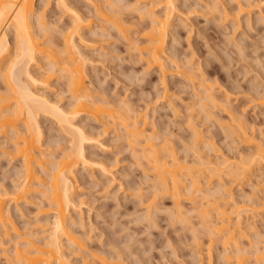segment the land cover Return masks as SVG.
<instances>
[{
  "label": "rangeland",
  "instance_id": "obj_1",
  "mask_svg": "<svg viewBox=\"0 0 264 264\" xmlns=\"http://www.w3.org/2000/svg\"><path fill=\"white\" fill-rule=\"evenodd\" d=\"M48 1L36 0L35 11L44 10L45 20L50 30H47L49 33L46 37L49 41L55 42L53 46L59 49L63 45L61 38L64 35L62 33L67 32V29L70 30L69 24L72 20L70 13L68 15L62 7L57 6L56 0ZM101 1L98 2L101 5L105 3L103 5L105 9H108V6L116 12L120 9L117 14L121 16L122 24L128 27L127 34H122L123 31L118 32L109 20L106 18L103 20L98 15L102 22L104 21V25L101 23V19L96 15V1H70L85 16L89 15L88 17L92 18L91 25L86 29L87 31L85 30V34L74 37H77L76 41L84 37L82 49L89 57V60L84 63L85 84L89 87L93 100H107V104L115 107L123 104L119 108L120 111L132 113L135 116L134 119H138L140 124L146 121V125L142 124L140 127L144 126L145 134L152 136V142L160 148L158 149L160 155L167 160L172 158L168 156V151L172 150V155L187 165L192 163L199 165L197 157L199 152L204 153L200 155L204 160L210 158L215 162L231 156L229 158L235 157V161H240L248 159L249 156L252 157L253 152L256 153L257 143L262 142L264 147V6L260 3L262 0H215L216 2L214 0H178L177 3L181 10H176L173 16L169 37L164 48L166 62L172 70V72L169 69L166 70V77L162 75L158 66L147 65L146 67L144 60L142 61L138 56L140 49L136 47L140 44L145 45L144 26L150 22L148 18L151 11H155L158 15L161 12L163 14L165 9L162 4L159 1L155 3L156 0L153 2L154 6L150 5L152 2L141 0H112V2L110 0V5L105 0V2ZM206 3L210 4L209 7L205 5ZM215 3L218 8L214 7ZM112 4L115 7L117 5V8L115 9ZM142 11L146 13V16ZM138 12L143 16L141 14L138 16ZM223 13L227 14V18L226 15L224 18L220 17ZM124 35L127 37L125 38ZM10 39L13 43V53L15 51L13 34H10ZM173 56L172 59L176 58V66L180 65L179 69L178 67L175 69V64L171 62ZM45 61L42 60L43 63H46ZM42 62L40 63L42 67L38 65L33 68L35 73L37 70L43 72L44 68H49V64L46 63V66ZM180 69L187 71L186 76L192 74L194 78L190 80L184 76L183 71L180 73ZM59 72L61 71L53 72L48 86L39 84L38 87L43 86L42 90L49 94L47 96L51 100L54 101L57 98L58 104L68 108L73 99L66 90L67 83L64 73ZM202 79L205 80L204 86L211 84L210 90L212 89L213 95L216 96V102L211 103L206 97L204 99L206 92L204 93L203 88L205 87L202 86V88L197 83ZM1 81L0 77V93H3L5 85ZM201 100L202 103H207L209 109L203 106L204 110L202 108L200 110ZM116 109L113 110L118 111ZM113 110L109 113H114V117L107 118L104 114L105 116H102L104 119H99V121L90 115L86 117V114H80L81 116L76 118V122L87 128L85 129L90 137L100 140L85 145L86 154L91 157L92 163L75 167L76 202L70 215L74 221H77L71 225V228L77 234L76 236L81 237L83 245L73 243L70 245L69 241H65L64 251L70 260L69 264H105V260L109 264H211V262L212 264H227L225 258H222L225 251L222 249L224 245H221V239L217 237L220 233L216 232V234L210 225L206 223L205 225L196 210L197 205L200 206V210L203 201L207 205L206 201L213 202L215 197L222 192V189L218 188L217 176L214 175L215 179L212 178V182L206 177L208 181L202 178L204 184H201V187L207 191V195L206 191L202 192L201 189V192L195 193L196 199L194 200H190L191 197L187 198L189 192H186L187 189L184 188H182L181 196L179 195L180 198L173 197L172 189L169 193L164 192L158 178L154 179L156 175L153 172L150 157L145 158L144 156L141 159L142 145H130L126 141L124 126L120 124L121 121L119 122L122 114L119 116L121 113L119 111L120 113L118 112L116 116ZM109 113L106 114L109 116ZM42 115L39 117L42 129H44L41 149L46 154V159L51 158L53 161L58 158V155L60 157L62 152L70 151L73 141H70L72 139L70 134H67L68 132H65L63 128L61 129L55 119ZM239 119L245 121L243 123L246 127L243 125V129H246L248 136L254 137L251 136L253 140L246 142L244 135L240 134L239 128H236L241 122ZM113 121L115 123H112ZM20 124L22 123L18 124V128H22ZM230 125L235 128V132ZM10 135H12L11 131L7 133L0 131V191L4 192L11 191V188L21 181V160L9 155L12 151ZM197 135L198 137L195 138L194 136ZM163 146L165 148L168 146V149ZM49 151H52L54 156L49 155ZM263 164L264 161H257L251 172L249 170L248 175L241 176L244 179L240 180L241 177H236L234 174L233 176L232 172L229 173L226 168L220 167L226 171L224 173L232 175L223 174L224 178L220 187H223L226 182V188L232 190L236 205L245 207L241 212L243 229H239L240 235L237 238L240 249L238 250L247 259H244L247 264H261V262L264 264V260H258L259 263H257L256 258L257 254L264 252ZM50 166L46 164V171L41 172L43 182L48 179ZM199 167L202 168L201 165ZM36 182L35 184H38ZM212 188L219 195L213 193ZM35 189L27 199L18 204L9 202L7 199L5 206L9 205V208H6L9 209L11 219L20 236L40 241L41 238L47 236V231L51 227L52 213L47 207L45 196ZM202 194L208 197H203ZM149 201L155 203L152 211H155L154 216L152 217V213L151 216L148 215L150 219L145 216L147 213L145 204ZM218 201L217 197L215 202L217 204L221 202V200ZM176 205L178 207L180 205V209L182 207L184 210L181 212L182 216L188 217L186 220L176 214L180 213L177 212ZM212 211L210 212L214 213ZM214 214L212 216H215ZM233 216L232 223L235 220ZM2 232L0 230V241L3 243L1 245L0 242V264H16L12 261L14 260L13 247L17 242L20 247H23L24 238L12 228L9 229V238ZM21 243L23 246L20 245ZM208 248H212V251H208ZM230 248L235 247L231 245ZM232 249L230 252L235 250ZM208 252L212 255H208ZM233 260L231 261L235 264V259Z\"/></svg>",
  "mask_w": 264,
  "mask_h": 264
},
{
  "label": "bare ground",
  "instance_id": "obj_2",
  "mask_svg": "<svg viewBox=\"0 0 264 264\" xmlns=\"http://www.w3.org/2000/svg\"><path fill=\"white\" fill-rule=\"evenodd\" d=\"M56 1H57L56 2L57 6L62 7L64 9L63 11H65L67 14L70 13V16H71L70 18L72 20L70 22L71 24H69L70 30L67 29V32L62 33L64 37L63 36L62 38L60 37L63 40V45L61 44L63 47L61 46V48L59 49L55 47V45L53 46V43L55 44V42L49 41L46 37V34L49 33V32L47 33V30L49 29L48 24H47L48 22H46L45 20L46 16L43 13L44 10L43 11L38 10V12L35 11L36 0H0V77L2 80L1 82H3V84L5 85V86L3 85L5 91L2 90L4 94L0 93L1 94L0 95V131L1 133L2 132L7 133L8 131L12 132V135H10L11 136L10 143L12 144V151L9 152V155H13L11 157H17L18 159H20L21 168H22L20 171L21 176L19 175L21 177V178L19 177L21 180L19 181L20 183L12 187L11 191H9L8 189L9 192H6V191L4 192L3 190H2L3 192L0 191V230H2L3 231L2 233L7 235L8 237L9 229L12 228L20 236V233H18V230L11 219V215L8 209L9 205L5 206V204H6V201H8L7 199H9V202L12 201L13 203H16V204L20 203L22 200L27 199L28 195L36 187L37 188L35 190L41 192V194L45 196V199L47 200V204H48L47 207L48 209L51 210V213H52V221L50 223L51 227L49 228V231H47V234H46L47 236L41 238L40 241L32 239V238H28V237L24 238L20 236L24 238L23 240L25 242H24V246L22 245V243L20 244L23 247L19 246V242H17V244H15V247H13L14 250H13L12 255L14 256V260L12 259L11 260L15 261L16 264H69L70 260L68 258V255H66V252L64 251L65 241L66 242L69 241L70 245L72 243L77 244V245L79 244L80 246L83 245L82 244L83 241L81 237L76 236L77 234H75L73 231V228H71L72 227L71 225L72 224L74 225L75 222L77 221V220L74 221V219L71 218L72 215H70L71 209L73 207L75 208V202H76L75 192L77 191V184H76L77 182L75 181L76 178L74 179V177L76 176V175L74 176V171H75V167H77L76 165L85 166V165H89L92 163V160L90 159L91 157H89V155L86 154L85 145L89 143L99 142L100 139L94 140L92 137H90L87 134V131H86L87 128L81 125V123L76 122V118H78V116H81L82 114H86V117L87 115H90L93 117V119L95 118L98 121L99 119L103 120L104 117L102 116H105V115H107V118L110 116L114 117L115 116L114 113L111 114L112 110L118 107V106L115 107L114 105L110 106L111 104L110 105L107 104L108 103L107 100L106 101L105 100L98 101L100 99H98L97 101L93 100L92 94L90 93L88 89L89 87H87L85 84V74H86L85 72L86 71L84 69V66H85L84 63L89 60V57L82 49L84 37L83 36L80 37L79 40L77 41H76V38L78 36H81L82 34H85L84 33L85 30L91 25L92 18L90 19L88 17L89 15L85 16L83 12L79 11V9L75 6V4L73 5L70 2L71 0L70 1L69 0H56ZM91 1H96L95 8H96L97 16L98 15L101 16L102 19L106 18V20H109V22L112 23L113 25L112 27H115V29L118 30V32L126 31L125 33L123 32L121 33L127 34L129 29H127L128 27L126 28V26L122 24L123 23L121 22L122 18H120L121 16L117 14L120 11V9L117 12L116 10L112 9V7L111 9H109L110 6H108V9H105V7L103 6L105 5V3L104 4L102 3L101 5V3L99 4L98 2L99 0L98 1L91 0ZM105 1L109 2V5H110V0H105ZM141 1H148L149 3L152 2L150 5L152 6L153 4L154 6V3H153L154 0H141ZM158 1L162 4V7H164L165 10L163 11V14H161L162 13L161 12L159 13L160 15H158L155 13V11L152 12L150 9L151 11L150 17L148 18L150 22L147 26L146 25L144 26L145 31L143 32V35H145L146 37V40H145L146 43L143 46H141L142 44H140L141 47L138 45L136 47L140 49L138 56L139 58H141L142 61L144 60V62L146 63V67H148L147 65H149L150 67L152 65L158 66V68L161 70L159 71L162 72V75L165 76L166 70L169 69L168 67L169 64H167L168 62H166L167 57H166V53H165L166 51L164 48H165V45L167 44V40L169 37V33L171 29L170 27L172 25L171 21L174 18L173 16H175L174 15L175 12L181 9H179L180 6L177 3L178 0H156L155 3L156 2L158 3ZM100 2L102 1L100 0ZM207 3L205 5H207ZM260 3L264 6V0H262V2ZM45 4L47 5L46 2ZM45 4H43V6ZM212 6H214V4ZM246 6H248V4H246ZM260 6L261 5H259V7ZM214 7L218 8L217 3H215ZM116 8H117V5L115 9ZM143 8L144 7L142 6V9ZM216 8L214 9L216 10ZM147 10L149 11L148 8ZM259 10L261 9L259 8ZM145 12H146V9H145ZM142 13L144 14L143 11ZM142 13L138 12V16H140L139 14L142 15ZM224 15H226V18H227V14H224V13L220 17L223 16L224 18L225 17ZM236 15H237V11H236ZM100 19H97V20H100ZM102 19L100 21L103 24L104 21L102 22ZM10 34H13V42H14V47H15L14 48L15 51L13 53H12L13 43L10 39ZM76 35L77 37L75 38L74 36ZM125 36L127 37V35H124V37ZM172 58H174V56L171 57V62L173 61V63L176 66L177 65L175 61L176 58L175 59H172ZM42 60L44 61L46 60L45 62L49 64V68L48 67L47 69L44 68L43 72H41L42 70H40V72H38L37 70V73H35L33 68L38 67V65L41 66L40 63L42 62ZM46 63L42 62V64H46ZM41 67L40 69H42ZM55 67L56 69H54ZM177 67L178 66H176L175 69H177ZM179 68H180V65L178 69ZM58 70L64 73V76L66 78V83H67L66 90L69 91L73 99L72 103L71 104L69 103L70 105L68 108L67 107L64 108L60 104H58L57 98L54 101L51 100V98L47 96L49 94H46L47 92L45 93L44 90H42L43 88L41 87L43 86L38 87L39 84H43V85L47 84L48 86V81L51 79V77L56 71L58 72ZM169 70L172 72L171 69ZM182 71L183 70H181L180 73H182ZM186 72L183 73L184 76H186L185 75ZM187 74H191V73H187ZM186 77L190 78L191 80L192 78H194V75L191 74ZM203 79L199 81L197 80L198 81L197 83L199 84L198 86L201 85L200 87L202 86L205 87V88L202 87L204 93L206 92L205 94L203 93L204 99L207 98L209 101H211V103L216 102L215 101L217 100L215 99L216 96L213 95L212 89L210 90V88H212L211 84H208V85L205 84L206 86H204L205 80L203 81ZM201 103H202V100L199 103L200 105H202L201 107L199 105L200 110L202 109L204 110V108L206 107L208 108L206 102H203L204 104L203 103L201 104ZM108 105H109V108L110 107L113 108V109L110 108L111 111L108 108ZM122 105L123 104H121V106ZM121 106L119 105V107L116 109L118 111L113 110V112L116 113V116H117V113L120 111L119 108ZM122 109H124V107H122ZM120 112H119L120 113L119 116L121 114L122 115H121V118H119V122L121 121L120 124H123L124 126V129L127 135L126 141H128L130 145H136V146L142 145L141 149L139 148L143 155V156L141 155L142 156L141 159L144 156L145 158L150 157L153 163L152 169L156 175L154 179L158 178V182L161 185L162 190L164 192L166 191L169 193V190L172 189L173 197L175 196V197L180 198L182 188H184V189H187L186 192H189L187 193L188 194L187 198L191 197L190 200H194L196 199L195 193L199 192L203 188L201 187V184H204L202 178L204 177V180L208 179L209 181L212 182L211 179L212 178L215 179L214 175L215 177L217 176L216 179H217V183L219 184V187L218 186L216 187L222 189L221 190L222 192L219 193L220 194L219 195L218 192H215L214 191L215 189L212 188L214 191L213 193H216L219 195L215 197V194H213V197H215V199L218 197V200L219 201L221 200V202L217 204L215 202V199L212 197L214 199L213 202L211 201L209 203L208 201H206L207 202V205H206L204 204V201H203V203L201 204L202 206L201 209L199 210L200 206L197 205L196 210H198V216L200 214L199 217L202 218L200 220H202L204 224L206 223L207 225H210V227H212V229L215 230V233L216 232L220 233L217 237L221 239V245L222 246L224 245L222 249H225V251L224 252L222 251L224 253L222 254V258H225V260L227 261V264L229 263L232 264L231 262L234 261L233 259H235V264H245L246 263V261H244L245 258L244 256L241 255L242 253H240L239 251L240 249L238 246L239 245L238 235H240L239 229H243V227H241V223H242L241 212L245 207L243 208V205L242 206H237L238 204L236 205V202L233 200V194L231 193L232 190L230 191L228 187H227L228 189L226 188L227 186L226 182L224 183L225 184L224 186L226 189L223 188L224 186L223 187H220V186H222V180L224 178L222 177V175L227 174L224 172L226 171L229 173L232 172L231 174L232 175L234 174L236 177H241V176L246 177L249 173V170L251 172L252 167L255 166L257 161H264V147L261 144L262 142L256 144V150H255L256 153L254 154L253 152L252 153L253 155H251L252 157L249 156L250 158L247 157L248 159L246 160L242 159L240 161H235L236 160L234 159L235 157L229 158L231 156L224 157L221 159V161L217 160L218 162L217 161L214 162L213 160H210V158L204 160L200 156L201 154H204V153L200 154V152L198 153L197 151V153L199 154L197 157L200 159V160L198 159V164L201 165L202 168H200L199 165H195L192 163L194 168L196 166L199 167V168L196 167L194 169L191 166L192 164L187 165L185 162H181L182 160L180 161L177 160V158L174 157L175 155H172L173 153L171 149H170L171 151L167 150L169 152V154L167 152L168 156H172L170 160H167L164 156L162 157L159 152L160 150L158 151V149L160 148H158V146L155 145L154 142H152L153 139L151 140L152 136H150L149 134L147 135L145 134L144 126L143 128H141L142 124L146 125L145 124L146 121L145 122L142 121V124H140L138 119L136 118L134 119L135 116H133L132 113H130L131 114L130 115L129 113H126V111H124L125 112L124 113L123 110H121ZM106 113H109L110 115L108 116V114ZM41 114H43L42 116L46 115L48 117H51L52 119H55L56 122L61 127V129L63 128L65 132H68L67 134H70L72 138L70 141H73L72 142L73 144H71L73 145V147L70 146L72 150L70 149V151L68 150L65 153L62 152L60 157L58 155V158L54 159L55 161L54 160L52 161L51 158H49L50 160L46 159V154H44L43 150L41 149V146L43 143V137H44L43 136L44 129H42V125L39 120V117ZM129 120L130 121L132 120V121L130 122ZM243 122L245 121L239 122V124H237L238 127L236 128L237 129L239 128L240 134L244 135L243 137H245L246 142H249V140L250 141L253 140L254 137L251 135L253 137L251 138V136H248L246 134V129H243V125H244ZM19 123H22L20 124L22 125L21 126L22 128H18ZM112 123H115V122L113 121ZM231 127L233 131L235 132V128L233 126ZM197 134L199 133L197 132ZM194 137L196 138L198 137V135ZM241 141H243V139ZM140 142L141 144L138 145L137 143H140ZM163 147L165 148V146ZM164 148H163V151H164ZM140 150H137V151H140ZM201 151L203 150L201 149ZM49 155H53L52 151H49ZM194 163L196 162L194 161ZM46 164H50L51 166L49 168L50 171L48 172L49 175H47L48 181L46 180L47 182L46 181L43 182L41 172L46 171V167H45ZM100 166L102 168L101 162H100ZM220 167L221 168L224 167V169L226 168L227 170L226 171L222 170L223 168L220 169ZM103 169H105L104 166H103ZM147 169H145V171H147ZM203 170H205L207 173ZM106 171H107V167H106ZM231 174H227V175L232 176ZM205 177L207 179H205ZM236 177L234 178L236 179ZM242 178L243 177L239 178V180ZM36 181L38 182V184H35ZM35 185H38V186L35 187ZM39 186L44 189L41 188L40 190ZM218 188H216V190ZM171 191H170V194H171ZM201 191L203 192L206 190L202 189ZM186 192L184 190V193ZM205 194L207 195V191L205 192ZM205 194L204 195L202 194L203 197L206 196ZM154 204H155L154 201H149L147 204H145L146 205L145 211H147L145 216L147 217L148 215L151 216V213H152V217L154 216L153 213L155 211L152 212L154 210L153 209ZM208 205H211L212 207L211 206L208 207ZM228 205H230L229 206L230 209L226 208V206L228 207ZM231 205H234V206L231 207ZM179 207L177 206L178 210L177 209L176 210L177 212L179 211L180 213H176V214H178V216L179 215L182 216L183 213L181 212L184 210H182V207L181 209ZM212 210L214 211L215 214L210 212ZM192 213H193V210H192ZM213 214L215 216H212ZM232 216L235 219L233 220V223L231 222ZM184 218L186 220V218L188 217H184ZM213 218L216 220V222ZM148 219L150 218L148 217ZM188 223L190 222L188 221ZM78 224L80 223H77V225ZM80 225L82 226V224ZM236 231L238 234L236 233ZM241 233L243 234L242 231ZM1 245H3V243ZM231 245L235 247L234 248L235 250L230 248ZM210 246H212V244ZM208 249H207L208 251L211 250L210 248ZM226 249H228L229 251ZM231 249L234 251L230 252ZM231 254H233L232 256L234 258H232ZM208 255H212V254H209L208 252ZM6 258L8 257L6 256ZM256 258H257V261L264 260V252L257 254ZM9 259H10V256H9ZM105 261L107 262V260ZM259 261L257 263H259ZM106 262L105 264L108 263Z\"/></svg>",
  "mask_w": 264,
  "mask_h": 264
}]
</instances>
